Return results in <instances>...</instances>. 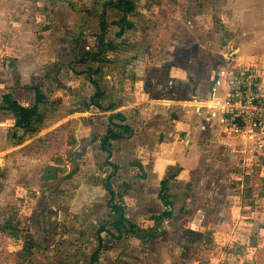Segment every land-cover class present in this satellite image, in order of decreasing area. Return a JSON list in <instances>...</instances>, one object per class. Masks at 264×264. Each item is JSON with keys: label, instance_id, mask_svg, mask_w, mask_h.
I'll list each match as a JSON object with an SVG mask.
<instances>
[{"label": "rangeland", "instance_id": "rangeland-1", "mask_svg": "<svg viewBox=\"0 0 264 264\" xmlns=\"http://www.w3.org/2000/svg\"><path fill=\"white\" fill-rule=\"evenodd\" d=\"M110 1L0 0V100L37 88L45 115L25 132L0 110V264H264V148L193 101L217 72L218 100L239 67L264 72V0ZM196 108L217 117L221 149L195 148ZM116 112L133 134L109 154ZM112 173L133 224L120 238Z\"/></svg>", "mask_w": 264, "mask_h": 264}, {"label": "trees", "instance_id": "trees-1", "mask_svg": "<svg viewBox=\"0 0 264 264\" xmlns=\"http://www.w3.org/2000/svg\"><path fill=\"white\" fill-rule=\"evenodd\" d=\"M109 6L123 14L132 13L135 10V4L131 0H116V2L110 1ZM95 36L99 37L97 34ZM86 58H89L87 60L99 61L97 53L87 55L83 58V60ZM13 66L15 67V64H13ZM33 90L35 92V103L31 107H25L24 105L20 104L10 92L4 93L0 100V110H6L12 113L14 117V127L24 130L25 132H36L39 125L44 121L45 117L44 113L39 110V105L44 101V94L40 89L34 88ZM111 106L113 105H110V107ZM110 125L111 127L108 129L105 137L102 139L101 146L102 149L109 154L110 141L129 138L133 134L132 127L125 123L124 116L120 112H116L111 115ZM231 132L234 134L236 133L234 129L231 130ZM113 166L114 170H116L118 167V165L115 164ZM112 176L113 173L106 177L103 187L110 195V198L107 201V206L110 210V213L116 215V217H114L111 222L115 230L118 232L116 233L117 237L120 238L123 235V231H132L133 224L128 222L124 213L123 205L114 203L116 192L110 183V178ZM162 183H165V181L163 180ZM163 190H165V186ZM160 198L162 199L166 209L160 215L156 216V219L162 221L163 219L169 218L171 216V208L168 201H166L163 197ZM98 241L100 242L101 239Z\"/></svg>", "mask_w": 264, "mask_h": 264}, {"label": "built area", "instance_id": "built-area-1", "mask_svg": "<svg viewBox=\"0 0 264 264\" xmlns=\"http://www.w3.org/2000/svg\"><path fill=\"white\" fill-rule=\"evenodd\" d=\"M225 92L217 104L222 108L223 125L243 138L263 136L264 72L254 67H239L228 77Z\"/></svg>", "mask_w": 264, "mask_h": 264}, {"label": "crops", "instance_id": "crops-1", "mask_svg": "<svg viewBox=\"0 0 264 264\" xmlns=\"http://www.w3.org/2000/svg\"><path fill=\"white\" fill-rule=\"evenodd\" d=\"M203 85H204L203 83L196 85V87H195V98H194L193 101H197V103H199V104H200V102H201V104L205 103V105H207L211 101L210 100V90H209V94L207 95L205 88H203ZM33 92H34V90H33ZM10 93L14 96V98L20 104L24 105L25 107H31L35 103V93L33 94V96L31 94H27L25 92L24 93H20L22 95V97H20V98H18V96H16L14 90L10 91ZM217 96H218V91L217 92L215 91L214 100H215V98L219 99L221 97V96L220 97H217ZM26 98H28L31 101V103L28 102V101L24 102L22 100V99H26ZM198 109L199 108H196V111ZM3 111L4 112H9V111H6V110H3ZM197 113H198V115H196L195 117H191L190 116L191 120H190V123L188 125V128L189 129L191 128V131H192L191 137L196 134V136H195L196 144L194 145L195 148L197 150H200L201 146H209L212 149H218V150L221 149V145L220 144H223L224 142H228V141H226L227 139L221 134L222 130L217 125L216 114L213 113V115L216 118L215 119L213 118L214 120L211 121V124L210 123L208 124V122H206L204 120L205 115H206L205 112L200 113V112L197 111ZM11 115H12V113H11ZM12 118H14V117H12ZM216 127H218V129ZM234 135H237V134H234ZM201 136L205 137V141H203V143H199L198 144L199 137H201ZM191 137H190L191 140L189 139V141L186 142L187 144H189L190 141H191L190 143H192V138ZM233 137H236V136H233ZM242 139H243L242 141L244 143L248 142V144H250V142H252V145H254V147H256V148H259L258 146H261L262 148H264V140L261 141L260 144H257L255 140L244 139V138H242ZM234 140L235 139H233V142H234ZM238 145H240V143ZM225 149H226L225 151L229 150L228 148H225Z\"/></svg>", "mask_w": 264, "mask_h": 264}, {"label": "water", "instance_id": "water-1", "mask_svg": "<svg viewBox=\"0 0 264 264\" xmlns=\"http://www.w3.org/2000/svg\"><path fill=\"white\" fill-rule=\"evenodd\" d=\"M218 76H219V72L215 73L214 79H213L211 86H210V100L211 101L214 100V95H215L214 88H215V84L217 82Z\"/></svg>", "mask_w": 264, "mask_h": 264}, {"label": "bare ground", "instance_id": "bare-ground-1", "mask_svg": "<svg viewBox=\"0 0 264 264\" xmlns=\"http://www.w3.org/2000/svg\"><path fill=\"white\" fill-rule=\"evenodd\" d=\"M218 102H219V100L218 99H216L215 98V100H213V101H210L207 105H209V106H215L216 104H218ZM197 103V102H196ZM199 104V103H198Z\"/></svg>", "mask_w": 264, "mask_h": 264}]
</instances>
